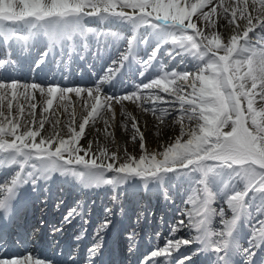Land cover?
I'll return each instance as SVG.
<instances>
[{
  "label": "snow or ice",
  "instance_id": "6c2138e0",
  "mask_svg": "<svg viewBox=\"0 0 264 264\" xmlns=\"http://www.w3.org/2000/svg\"><path fill=\"white\" fill-rule=\"evenodd\" d=\"M89 18L100 23L120 20L132 28L123 50L116 53L107 65L106 75L93 86L59 82L45 86L0 73V102L7 101V114L0 110V264H58L31 250L13 254L3 246L5 228L16 218L19 189L31 184L35 191L38 181L51 179L52 173L93 188L106 186L117 198L125 185L147 189L150 184H158L163 189L169 174L193 175L192 190L176 211L175 223L163 246L151 248L139 264H194L193 256L203 250L214 253V264H226L232 233L238 219L247 215L246 197L249 193L264 196V0H233L231 4L224 0L219 4L215 0H0V38L8 49L15 47L24 54L32 49L34 37L42 35L47 46L35 61L36 68L53 52L54 59L59 56L60 62L65 57L84 59L89 35L100 38L107 31L87 26ZM222 20L227 21L224 27L231 33L227 37L217 31L221 27L218 21ZM141 28L156 32L160 43L146 58L136 61L140 77L152 67L162 44L171 45L165 53L170 60L187 56L193 61L194 70H169L160 63L155 77L148 82L142 81L122 94H110L104 85L134 58L136 33ZM16 62L9 56L0 65ZM9 93L12 99H8ZM70 93L81 103L82 119H75V108L71 112L66 109L67 138L41 136L40 129L46 122L43 113L53 108L54 100L69 102ZM19 96L32 101L27 105L31 110L27 114L33 121L38 103L41 104L38 128L22 120L24 107L17 105L19 112L13 115V100ZM124 101L151 112L161 123L175 113L179 134L171 142L159 145V150H149L137 120L129 114L133 147H138V155L126 149L121 155L119 149L109 151L107 146L94 150L91 140L87 147L79 143L87 137L86 126L101 118L106 126L115 120L116 105H121L124 114ZM225 171L230 188L233 182L239 183L224 199L232 212L230 219H225L223 207L217 211L212 206L218 193L210 187L212 176ZM162 195L171 202L166 190ZM82 211L77 202L52 232H60L63 224H72L77 217L87 224ZM110 215L111 210L105 208V217L96 230L98 239L88 247L87 256L77 259L72 253L63 264H104L100 233L111 223ZM215 215L221 217L223 224L219 231L209 227ZM184 229L189 230L187 238H177L176 234ZM251 231L249 248L243 250L244 264H249L248 257L264 243V220L257 221ZM137 236L135 229L127 236L130 254L137 251ZM194 244L200 247L182 254V249Z\"/></svg>",
  "mask_w": 264,
  "mask_h": 264
},
{
  "label": "bare ground",
  "instance_id": "6f19581e",
  "mask_svg": "<svg viewBox=\"0 0 264 264\" xmlns=\"http://www.w3.org/2000/svg\"><path fill=\"white\" fill-rule=\"evenodd\" d=\"M215 3L219 4L220 0H215ZM224 3H226V0H224ZM126 11L131 10L129 9ZM218 22L221 23V27L217 29V31H219L222 36L227 37L230 34V32L224 27V25L227 24V21L222 20ZM86 24L89 27L94 28L95 26H98L107 30L106 34L102 36V38L106 40V44L109 45V49L102 53V57H97L96 61L91 62L90 72L91 74L94 72L96 76L95 78L97 79L105 76L106 73V69L101 68L103 66L102 61L109 60L110 62L115 58L116 53L119 50H123L122 47H120V44L126 40L125 35H132V28L130 24L120 20H108L100 23L94 18H89L86 19ZM43 40L44 39L42 35L34 37V41L39 44L38 46L42 45ZM151 43L154 44V48L158 43H160L159 35L156 32L146 28L137 30L134 50L143 51L146 45ZM170 47V44L161 45L158 50L155 62L153 63L152 67L148 69L144 77L137 78V75L129 74L119 76L115 82L116 86L119 87L116 94H122L124 92L131 91L142 81L146 83L149 79L154 78L160 67L159 63L165 59L164 55H166L165 53ZM166 58L168 59V63H171L169 57L166 56ZM181 59L184 60V63L175 68L177 71H183L186 69L194 70L192 69L193 61L187 56L176 57L175 59H172V61L179 63ZM87 79L88 77H85V80ZM68 95L72 97L71 101L62 103L54 100L53 108L48 112L43 113V118H45L46 122L44 124V128L40 129L41 136L48 138L52 135H57L67 138V121L69 117L65 111L66 109L68 112H71L72 109L75 108V119H82V106L79 99L74 93H70ZM30 103L31 102L25 99L13 100V115L15 116L19 112V108L16 107L17 105L24 107L25 111L22 116V120L26 119L28 124L35 129L39 127V122L42 118L41 104L38 103V107L35 110L36 119L33 121V117L27 114L29 111H31L27 107V105ZM6 104V100L0 102V105H3L2 109L0 110H3L5 114H7ZM123 112L124 114H122L121 105H116L115 120H110L109 125L106 126L104 119L101 118L94 124L86 126L87 137L90 138L92 135L94 150L98 147L107 146L109 151H117V149H119L121 155H123L125 149L129 153L133 152L137 154L138 147L134 148V141L131 140L133 131L131 128V121L128 119L129 114L131 117H134L137 120L140 132L144 136L147 135V141L154 150L159 149V145L161 144L171 142L175 136L179 134V123H174V121L178 119L175 113L171 118H165V121L161 123L151 112L143 111V109L138 107L136 104H133L131 101L123 102ZM2 119L3 117L0 116V120ZM144 123L145 125L143 126ZM185 125H188L187 120H185ZM101 128L104 132L101 130ZM147 129L148 132L146 133ZM22 130L23 129H18V131ZM106 138L108 139L107 142ZM7 139L11 140L12 137H7ZM39 139L40 137H37V140ZM117 140L118 146L115 143ZM138 140L139 136H137V141ZM79 143L84 147H87L88 140L87 138L82 137ZM2 164L3 162L0 161V166H2ZM194 179L195 177L193 175L187 173L181 175L169 174L168 177L165 178L163 191L166 190L168 194L174 197L178 207L174 211L171 210L169 213L164 212L163 215V211L158 203L160 195L158 193L157 184H150L148 189L125 185L123 188L119 189L120 194L117 198L113 195L111 188L106 186L93 188L91 186L81 184L75 179L61 176L59 173H52L51 179L47 181H38L35 191H33V186L31 184H24L19 189V191H21L24 195V201L18 203V205L22 207L23 212L20 218H15L13 225L18 226L22 222L23 225H26L27 222L29 223L32 220L35 221V218L37 219L38 217L42 216L43 211H47L50 222H56L58 216L61 218L65 215L63 211L66 212L70 208L77 205V202H79L83 208V216L85 219L90 217V221L89 223L82 224L79 227H77V223L75 221L72 223L70 227L71 237L73 238L71 247H74L78 243L74 240V237H76L78 233L83 234L85 230L88 233V242L94 241V239L97 237L96 226L97 223L103 220L105 217V208H109L111 205L116 207V204L114 203V200H116L117 203L124 205L127 214L126 217H122L121 221L120 219H115V222L111 227V231L114 236V252L117 255L110 259L109 262H111V264H123L124 260H128L127 247L130 243L127 239V236L132 229L136 228L141 237L143 236L151 242L159 238L157 237V233L161 231L160 240H165V237H167L170 231L171 224L175 223L176 211H178L183 205L186 196L192 190ZM227 182L228 174L226 171L214 174L210 180V187L213 192L218 193L216 202H214L212 206L216 208L217 211L220 207H223L225 219H230L232 217V212L228 206L224 204V199L233 188L239 187V183L233 182L232 187L230 188ZM69 203H71V206L68 209H65ZM141 203L144 205L143 208L140 206ZM245 204L247 206V215H242L240 217L239 225L235 235L237 238L235 244L242 248V250L248 249L249 247V237L252 234V227L256 225L257 221L264 220V196H254L252 193H249L248 197H246ZM258 208L260 209L259 211H257ZM142 210L147 211L146 220H144V223H139L138 225L132 224V220H136L140 216V213L142 214ZM152 210L153 213L150 214ZM163 216H165L164 222L158 223L160 217ZM108 219H110V217H108ZM222 226L223 224L221 223V217L219 215L213 216L209 227L213 231H219ZM118 230L122 231V234L119 235V240L116 239ZM188 234L189 230L184 229L177 233L176 237H187ZM192 234H195L194 229L192 230ZM192 248L193 247L190 246L187 250L182 249V254L186 251L189 252ZM71 250L72 249L70 248V251ZM251 250L252 249H250V251ZM212 258L213 253L209 254L208 252H201L197 258L193 256V262L194 264H207V261L209 262V260ZM136 260L137 259H131V264H135ZM109 262L106 264H109ZM253 264H264V261H260L259 258H255Z\"/></svg>",
  "mask_w": 264,
  "mask_h": 264
},
{
  "label": "rangeland",
  "instance_id": "374dc122",
  "mask_svg": "<svg viewBox=\"0 0 264 264\" xmlns=\"http://www.w3.org/2000/svg\"><path fill=\"white\" fill-rule=\"evenodd\" d=\"M233 2V0H226V4H231ZM231 34V33H230ZM229 34V35H230ZM164 65H168V64H166V63H163ZM179 64H180V62H179ZM179 64L177 65V62L174 64V66H175V68H177L178 66H179ZM169 70L170 69H172L173 67L172 66H169V67H167ZM50 110V109H49ZM128 114V113H127ZM165 121V120H164ZM145 125V123L143 124V126ZM148 125V124H147ZM187 127V126H186ZM148 128V127H147ZM101 130L103 131V129L101 128ZM104 132V131H103ZM148 132V129H147V131H146V133ZM145 137V143H146V147L149 149V150H152V151H155V150H159V149H153L151 146H150V144L148 143V141H147V135H145L144 136ZM87 138V140L89 141V140H91V141H93V138H92V135L90 136V138L89 137H86ZM132 140V139H131ZM131 140H129V141H131ZM38 141V140H37ZM108 141V139L106 138V142ZM132 142V141H131ZM116 143V145L118 146V140L115 142ZM133 153V152H132ZM139 154V152L137 151V155ZM158 185V184H157ZM149 187V186H148ZM158 191H159V189H160V191L162 192V190L163 189H161L160 188V186L158 185ZM148 189V188H147ZM163 193V192H162ZM162 193H161V200L159 201L160 203V205H161V207H165V208H167V206L164 204V202L166 201L164 198H163V195H162ZM169 195V194H168ZM169 197H170V200H171V202H168V201H166L167 202V204H169V205H171V206H173L174 205V207H176V205H175V203H174V197H171L170 195H169ZM142 204V203H141Z\"/></svg>",
  "mask_w": 264,
  "mask_h": 264
}]
</instances>
